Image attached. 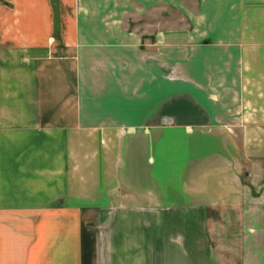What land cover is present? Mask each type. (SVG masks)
<instances>
[{
  "label": "crops",
  "instance_id": "crops-1",
  "mask_svg": "<svg viewBox=\"0 0 264 264\" xmlns=\"http://www.w3.org/2000/svg\"><path fill=\"white\" fill-rule=\"evenodd\" d=\"M199 46L249 49V87L235 76L223 94L264 96V0H0V264H60L83 238H104L113 264H166L196 239L259 264L264 153L247 170L227 129L264 127V109L230 125L158 71L148 89L91 70Z\"/></svg>",
  "mask_w": 264,
  "mask_h": 264
},
{
  "label": "rangeland",
  "instance_id": "rangeland-1",
  "mask_svg": "<svg viewBox=\"0 0 264 264\" xmlns=\"http://www.w3.org/2000/svg\"><path fill=\"white\" fill-rule=\"evenodd\" d=\"M171 11H164L163 15L159 17L162 20H170L171 17L176 18ZM137 17H131V23H136L138 20ZM154 18H157L155 16ZM157 20V19H156ZM143 21V20H140ZM146 48V47H145ZM160 52H162V63H152V62H135L130 64H113V65H92L91 70L93 72L100 73L102 71H111L112 72H127L130 73V79L128 83L133 85L135 83H145L146 88L149 89L151 77H153L152 72H160L161 79L163 84L166 83H181L183 85H187V87L192 88L198 96L205 100L210 101L209 104H212L217 111V114H224L225 120L229 122L230 125L240 123L246 124V122H250V112L253 113L254 108L264 109V96H256L253 97L250 95H224L223 88L227 86H231L233 88L234 82L232 79L236 76V78H241V82L244 85L247 82L246 87H249V72H250V50L242 49H226V48H216V47H190L186 49H174V48H159ZM237 50V51H236ZM158 50L154 47L146 48V52H157ZM158 51V52H159ZM169 54V55H168ZM242 56V57H241ZM147 59H152L147 57ZM173 62H170V60ZM134 60H139L138 58H134ZM90 70V68H88ZM87 70V71H88ZM247 74V75H246ZM134 75V76H133ZM144 75V76H142ZM143 77V78H138ZM137 78V79H136ZM227 78V79H226ZM145 79V80H144ZM150 79V80H149ZM226 79V80H225ZM144 80V81H143ZM240 82V80H239ZM243 85H240L243 87ZM245 87V86H244ZM228 88V89H230ZM203 91V92H202ZM227 94V92H226ZM227 101L230 108H221L223 105V101ZM256 102V103H255ZM258 102V103H257ZM225 104V105H227ZM261 117L264 119V112H258ZM235 117H240L236 121L233 122ZM232 120V122H231ZM243 121V122H241ZM231 122V123H230ZM229 133L232 135L235 134L238 137L242 136L241 139V148L243 153V164L244 168L247 170L251 169V164L253 160L264 153V127L258 128H246V127H230L227 129ZM248 135V136H247ZM245 138L248 142L245 141ZM243 141V142H242ZM248 147L249 152L246 153ZM246 153V154H245ZM259 159V158H258ZM243 182L248 183L247 177L243 176ZM165 228L164 226L162 229ZM148 230V229H147ZM152 230V227L151 229ZM92 233V232H88ZM105 234H103L104 236ZM97 248H90V240L83 238L82 240V255L79 257L76 255H68L65 259L60 260V264H113L115 260L112 259L113 248L108 244L106 246V240L103 238L101 240H96ZM109 242V241H108ZM132 243L135 241H131ZM153 243V241H149ZM163 241V252L165 251V245ZM168 246L166 249L171 248L170 241H168ZM193 242V249L188 248V256L176 257V247L172 248L170 257L168 259H163L166 264H171L172 260L174 262L172 264H237L238 260L235 256H227L225 254H221L220 250L218 251L216 248L214 249L212 244L215 243L216 246L224 247L223 245L228 244L230 241H222V240H214V241H206L201 239H196ZM235 244V241H231ZM131 243V244H132ZM136 243V242H135ZM260 243V241H258ZM185 246L186 241H183ZM189 244V242H188ZM129 244H125L124 250L125 254L131 255V262L135 263L137 248L136 244L131 247ZM191 245V243H190ZM73 246V244H72ZM264 246V241H263ZM184 248V247H183ZM260 249V248H259ZM264 249V247H263ZM185 250V248H184ZM73 252L77 251V248L74 246ZM222 251V249H221ZM128 252V253H127ZM168 252V250H166ZM191 252V255H190ZM72 253V252H70ZM261 260L259 257V264H264V253L259 252ZM56 257H50V261L53 263H57V260H54ZM246 258V257H245ZM239 259V257H238ZM47 261V259H46ZM168 261V263H167Z\"/></svg>",
  "mask_w": 264,
  "mask_h": 264
}]
</instances>
